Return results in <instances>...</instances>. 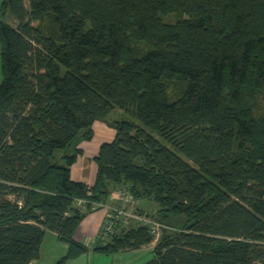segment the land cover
<instances>
[{
	"label": "trees",
	"instance_id": "16d2710c",
	"mask_svg": "<svg viewBox=\"0 0 264 264\" xmlns=\"http://www.w3.org/2000/svg\"><path fill=\"white\" fill-rule=\"evenodd\" d=\"M0 264L46 231L89 251L82 220L125 190L161 225L142 264H264V0H2ZM119 111L128 119L111 118ZM101 121L94 184L71 166ZM82 200V204L78 201ZM155 240L117 220L91 250Z\"/></svg>",
	"mask_w": 264,
	"mask_h": 264
},
{
	"label": "crops",
	"instance_id": "0c3cea01",
	"mask_svg": "<svg viewBox=\"0 0 264 264\" xmlns=\"http://www.w3.org/2000/svg\"><path fill=\"white\" fill-rule=\"evenodd\" d=\"M92 130V139L81 142L82 154L78 156L77 161L71 166L72 179L82 181L89 186L94 184L96 178L97 165L94 157L97 155L100 145L104 142H111L115 137V130L101 121H95L92 125ZM136 202L138 207L142 209L141 200H136ZM105 216L106 210L101 208L89 213L82 220L74 237L77 241L86 244L89 247V251L78 258L72 259L69 264H107L108 256L97 254L91 250L103 226ZM147 246L136 251L148 250ZM67 249L68 245L60 241L56 233L46 231L41 244L39 258L32 260L30 264H55L58 259L67 253Z\"/></svg>",
	"mask_w": 264,
	"mask_h": 264
},
{
	"label": "built area",
	"instance_id": "2783aa9c",
	"mask_svg": "<svg viewBox=\"0 0 264 264\" xmlns=\"http://www.w3.org/2000/svg\"><path fill=\"white\" fill-rule=\"evenodd\" d=\"M110 200H113L112 204L101 205L106 210V216L102 226L105 235L113 231V225L117 220H121L125 224L135 223L137 225H147L155 237L160 235L161 225L146 214H141L134 207L136 200L125 190L112 193ZM82 203V200L78 201V204Z\"/></svg>",
	"mask_w": 264,
	"mask_h": 264
},
{
	"label": "rangeland",
	"instance_id": "374dc122",
	"mask_svg": "<svg viewBox=\"0 0 264 264\" xmlns=\"http://www.w3.org/2000/svg\"><path fill=\"white\" fill-rule=\"evenodd\" d=\"M1 1L2 0H0V5H1ZM1 18L4 19L6 22L14 25L15 20L10 15L7 14L5 17H2L1 12H0V19ZM0 54H1V44H0ZM1 80H2V69H1V55H0V83H1ZM121 117H124L125 119L129 118L128 115H126L125 113L121 114V113H119V111H115L111 114V118H113V119H115V118L120 119ZM83 141H85V140H83ZM83 141H81V142H83ZM81 142L79 143V146H78L79 148H80ZM141 202L143 204L142 209L138 207L137 202L134 205V207H136V209L138 211H143L149 215L151 214L152 211H155V209H156L155 203L148 201V200H145V199H142ZM158 237H155V240L146 247L148 250L124 251L121 253H117L115 255H110V256H108L107 264H142V263L146 262L147 260H149L153 256V252L151 250L155 246Z\"/></svg>",
	"mask_w": 264,
	"mask_h": 264
}]
</instances>
